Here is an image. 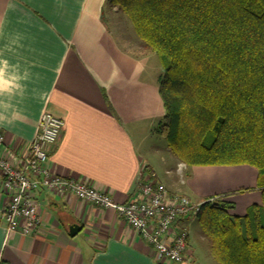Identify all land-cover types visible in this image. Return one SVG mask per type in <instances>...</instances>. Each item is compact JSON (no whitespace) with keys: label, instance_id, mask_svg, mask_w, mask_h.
<instances>
[{"label":"crops","instance_id":"obj_1","mask_svg":"<svg viewBox=\"0 0 264 264\" xmlns=\"http://www.w3.org/2000/svg\"><path fill=\"white\" fill-rule=\"evenodd\" d=\"M108 6V0H0L6 78L28 73L18 81L22 94L14 89L0 97L11 105L0 108V156L21 166L42 114L49 112L65 122L48 147L49 170L92 184L116 202H127L143 175L154 173L171 193L232 202L233 215L261 205L258 171L250 165L188 166L168 146L158 162L145 157L142 147L165 115L161 67L153 74L119 44L105 19ZM35 197L39 229L8 234L3 211L9 197L0 188V264H163L115 210L45 187ZM179 224L189 232L188 219ZM73 225L79 230L72 235ZM190 251L174 264H218L211 252L216 262Z\"/></svg>","mask_w":264,"mask_h":264},{"label":"trees","instance_id":"obj_2","mask_svg":"<svg viewBox=\"0 0 264 264\" xmlns=\"http://www.w3.org/2000/svg\"><path fill=\"white\" fill-rule=\"evenodd\" d=\"M108 5L118 6L144 47L160 56L165 115L154 131L172 153L188 166L258 171L261 205L237 216L232 202L207 198L195 218L218 264H264V0Z\"/></svg>","mask_w":264,"mask_h":264},{"label":"built area","instance_id":"obj_3","mask_svg":"<svg viewBox=\"0 0 264 264\" xmlns=\"http://www.w3.org/2000/svg\"><path fill=\"white\" fill-rule=\"evenodd\" d=\"M64 126L62 118L44 112L22 165L15 166L0 156V188L9 197L3 211L8 234H33L39 229L41 212L35 193L45 187L56 194H73L84 202L115 210L150 244L159 262L174 264L187 260L191 256L189 232L179 222L185 217L194 218L203 201L171 194L154 173L142 174L137 193L127 202H116L107 192L85 181L52 173L47 166L48 147L58 140ZM3 141L0 132V143Z\"/></svg>","mask_w":264,"mask_h":264},{"label":"rangeland","instance_id":"obj_4","mask_svg":"<svg viewBox=\"0 0 264 264\" xmlns=\"http://www.w3.org/2000/svg\"><path fill=\"white\" fill-rule=\"evenodd\" d=\"M104 12L106 22L119 44L129 52L140 56L146 64V69L148 71H153V74H156L158 71V66L161 67V70L160 68L159 70L162 75L164 68L163 63L160 61V56L156 52L151 53L150 50L144 47L143 42L138 37L133 28L131 20L118 8V6H108V8L106 7L104 9ZM147 139L146 146L142 147V152L144 153L145 157L158 162L160 158L169 154L167 141L162 133H156L155 135L148 136ZM157 171L159 175H161V171L159 169ZM188 222L190 246L193 248V250H198L203 258L214 260L211 255H209V244L208 241L203 237L199 220L194 217L191 219L189 218ZM204 254H206L208 257ZM212 262L216 261L214 260Z\"/></svg>","mask_w":264,"mask_h":264},{"label":"clouds","instance_id":"obj_5","mask_svg":"<svg viewBox=\"0 0 264 264\" xmlns=\"http://www.w3.org/2000/svg\"><path fill=\"white\" fill-rule=\"evenodd\" d=\"M0 30H2V25H0ZM7 68L8 61L6 59H0V97H4L5 94L12 95L14 89L19 90L22 94L23 87L18 81L26 79L28 73L25 72L23 76L13 73L6 78L5 72ZM10 106L3 99H0V108L7 109ZM0 119H3V116H0Z\"/></svg>","mask_w":264,"mask_h":264},{"label":"water","instance_id":"obj_6","mask_svg":"<svg viewBox=\"0 0 264 264\" xmlns=\"http://www.w3.org/2000/svg\"><path fill=\"white\" fill-rule=\"evenodd\" d=\"M78 230H79V228H78L76 225H73V226L71 227V234H72V235L75 234Z\"/></svg>","mask_w":264,"mask_h":264}]
</instances>
